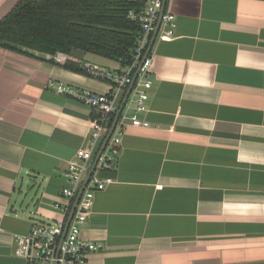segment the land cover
Instances as JSON below:
<instances>
[{"label":"crops","instance_id":"1","mask_svg":"<svg viewBox=\"0 0 264 264\" xmlns=\"http://www.w3.org/2000/svg\"><path fill=\"white\" fill-rule=\"evenodd\" d=\"M18 1L0 0V18ZM167 10L176 26L150 50L149 125L123 131L114 182L81 232L104 246L81 264H264V0H166ZM57 54L0 47V264H26L16 236L63 219L53 203L88 144L93 110L49 81L112 91Z\"/></svg>","mask_w":264,"mask_h":264},{"label":"built area","instance_id":"2","mask_svg":"<svg viewBox=\"0 0 264 264\" xmlns=\"http://www.w3.org/2000/svg\"><path fill=\"white\" fill-rule=\"evenodd\" d=\"M122 1L131 3L127 16L138 22L142 28L132 63L122 71L114 72L103 70L93 63L85 64L87 73L108 80L112 91L98 93L90 89L77 88L63 81H49V86L57 93L77 98L91 107L93 115L90 119L88 144L76 151L75 158L68 161L64 171L67 184L61 189V195L65 202L62 205L58 202L53 203V207L62 211L63 219L56 222L35 221L28 233L16 236L14 255L24 259L26 264H81L90 252L104 246L102 242L82 237V227L92 212L95 193L114 182L113 177L106 173L114 167L118 144L125 127L149 125L146 119L140 118V114L148 110L146 102L153 82L150 76L153 59L150 54L142 62L135 79L133 75L156 29L163 0ZM175 26V15L169 10L164 11L158 28L160 30L158 37L171 38ZM63 58L62 54L55 56L58 61ZM130 84L133 85L116 125L85 181L95 155L110 128L112 116L116 113L119 101ZM76 198L77 202L64 233L65 222Z\"/></svg>","mask_w":264,"mask_h":264},{"label":"trees","instance_id":"3","mask_svg":"<svg viewBox=\"0 0 264 264\" xmlns=\"http://www.w3.org/2000/svg\"><path fill=\"white\" fill-rule=\"evenodd\" d=\"M130 7L122 0H19L0 18V47L65 54L62 66L84 74L85 66L69 58L75 52L125 68L132 63L142 30L128 18Z\"/></svg>","mask_w":264,"mask_h":264},{"label":"water","instance_id":"4","mask_svg":"<svg viewBox=\"0 0 264 264\" xmlns=\"http://www.w3.org/2000/svg\"><path fill=\"white\" fill-rule=\"evenodd\" d=\"M165 5H166V0H163V5H162V8H161L160 13H159V19H158V23H157L156 29H155V31H154L152 37H151V40H150L149 45H148V47H147V50H146V52H145V54H144V56H143L141 62L139 63V65H138V67H137V69H136V71H135V73H134V75H133V79H135V77H136V75H137V73H138V70H139L140 66L142 65L143 60L146 58L147 54H148V53L150 52V50H151V47H152V44H153L154 39H155V36H156L157 28H158V26H159V24H160V19H161V16H162V14H163V11H164V8H165ZM132 85H133V84H130L129 87L127 88V90H126V92H125V94H124V96H123V99H122L121 103L119 104L118 109L116 110V113H115V115H114V117H113V120H112V122H111L110 128L108 129L107 134H106V136H105V138H104V140H103V142H102V144H101V146H100V148H99L97 154L95 155V158H94V160H93L92 166H91V168H90V170H89V172H88V174H87V176H86V178H85V181L88 179V177H89L91 171L93 170L94 166L96 165L97 160H98V157H99V154H100L101 150L103 149V147L105 146L107 140L109 139V137H110V135H111V133H112V131H113L115 125H116V122H117L118 117H119V115H120V112H121V110H122L123 104H124V102H125V100H126V98H127L128 93L130 92V89H131ZM78 196H79V195H78ZM78 196H77V198H78ZM77 198L75 199V201H74V203H73V207H72V209H71V211H70V213H69V216H68V218H67V220H66V222H65L64 233H65V231H66V228H67L68 222H69V220H70V217L72 216V213H73V210H74V206H75V204H76V202H77ZM63 235H64V234H63ZM63 235H62V237H63Z\"/></svg>","mask_w":264,"mask_h":264},{"label":"bare ground","instance_id":"5","mask_svg":"<svg viewBox=\"0 0 264 264\" xmlns=\"http://www.w3.org/2000/svg\"><path fill=\"white\" fill-rule=\"evenodd\" d=\"M164 11H165V8H164ZM164 11H163V12H164ZM160 20H161V19H160ZM157 23H158V21H157ZM156 26H157V25H156ZM159 26H160V24H159ZM159 26H158V28H159ZM158 28H157L156 35H158V31H159ZM153 33H154V32H153ZM152 35H153V34H152ZM151 37H152V36H151ZM150 40H151V39H150ZM149 42H150V41H149ZM148 45H149V44H148ZM147 47H148V46H147ZM146 50H147V49H146ZM145 52H146V51H145ZM144 54H145V53H144ZM148 54L151 55V52H149ZM148 54H147V55H148ZM143 56H144V55H143ZM142 58H143V57H142ZM143 61H144V60H143Z\"/></svg>","mask_w":264,"mask_h":264}]
</instances>
